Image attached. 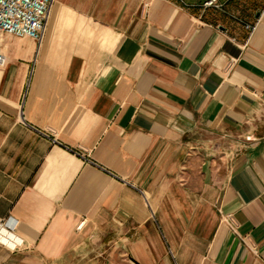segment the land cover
I'll list each match as a JSON object with an SVG mask.
<instances>
[{
	"label": "crops",
	"instance_id": "0c3cea01",
	"mask_svg": "<svg viewBox=\"0 0 264 264\" xmlns=\"http://www.w3.org/2000/svg\"><path fill=\"white\" fill-rule=\"evenodd\" d=\"M206 1L2 36L0 264H264V0Z\"/></svg>",
	"mask_w": 264,
	"mask_h": 264
},
{
	"label": "built area",
	"instance_id": "2783aa9c",
	"mask_svg": "<svg viewBox=\"0 0 264 264\" xmlns=\"http://www.w3.org/2000/svg\"><path fill=\"white\" fill-rule=\"evenodd\" d=\"M56 0H0V40L4 35L15 37H29L36 39L40 44L47 25L48 16ZM218 0H207L204 5L220 6ZM250 30H254L256 24H247ZM7 61L5 52L0 48V66ZM32 71L28 77L27 86L30 82ZM26 92L24 93V95ZM23 105V104H22ZM21 105V106H22ZM52 143L60 145L84 161L95 164L86 152L80 147H70L63 144L55 132L44 131ZM222 220L233 227V216L231 213H222ZM0 222V226H1Z\"/></svg>",
	"mask_w": 264,
	"mask_h": 264
},
{
	"label": "bare ground",
	"instance_id": "6f19581e",
	"mask_svg": "<svg viewBox=\"0 0 264 264\" xmlns=\"http://www.w3.org/2000/svg\"><path fill=\"white\" fill-rule=\"evenodd\" d=\"M2 240V239H1Z\"/></svg>",
	"mask_w": 264,
	"mask_h": 264
}]
</instances>
